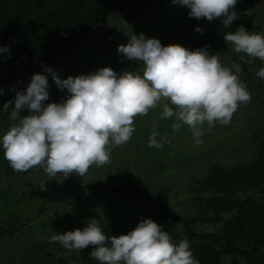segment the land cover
Instances as JSON below:
<instances>
[{
	"label": "rangeland",
	"instance_id": "rangeland-1",
	"mask_svg": "<svg viewBox=\"0 0 264 264\" xmlns=\"http://www.w3.org/2000/svg\"><path fill=\"white\" fill-rule=\"evenodd\" d=\"M240 20L257 25L256 31L264 34V3L248 7ZM185 24L179 4H173L171 0L139 13L127 5L110 13L86 36L78 38L72 46L43 64L53 68L61 78L88 74L105 66L117 74L124 71L142 74V61L123 57L117 52V45L127 44L132 34L143 33L146 37L159 39L162 45L180 44L189 50L201 48L195 46L200 32L188 33ZM212 54L217 55L225 66L232 62L241 66L238 75L251 94L250 101L239 104L228 124L214 122L209 128L205 123L201 143L196 144L188 125L182 124L179 131H174L171 127L174 118L161 117L163 104L169 103L161 101L147 114L134 118L135 130L130 139L112 148L109 163L90 166L87 174L80 176L82 182L102 185L109 181L118 184L137 179L148 186L152 194L159 195L171 212L190 215L197 209L192 201L194 186L209 166L218 164L229 168L253 160L264 137V79L256 75L259 68L264 67V61L254 58L255 64L251 65L252 57L236 52L224 39ZM10 57L11 53L10 56L0 53V89H3L0 109L6 101H13L9 111H0V134L13 123L9 115L14 104L13 88L23 91L33 73L43 72L39 61L13 68L8 62ZM48 81L49 98L45 103L62 102L69 93L56 87L51 74H48ZM169 106L174 107L170 103ZM27 114V109L21 110V116ZM154 124L157 127L154 128ZM153 131L158 133V141L160 137L167 139L163 147L148 146ZM71 176L77 175L64 177L57 173L50 176L39 166L20 174L11 168L0 149V264H64L63 259L69 260L66 264H93L96 259L92 257L83 261L84 253H87L83 249L69 253L58 242L50 243L52 232L62 234L83 229L87 226L86 220L95 217L101 221L107 235L118 236L132 230L141 219L154 217L152 202L124 193L81 189ZM42 183L43 188L40 187ZM243 196L246 194H240ZM11 210H18L17 230L4 233L1 227L9 221ZM229 217L231 213L224 214V219ZM167 223L174 224L173 221ZM221 226L198 222L195 229L210 232ZM240 261L245 263L243 258ZM223 264L233 263L231 258L225 257Z\"/></svg>",
	"mask_w": 264,
	"mask_h": 264
},
{
	"label": "clouds",
	"instance_id": "clouds-1",
	"mask_svg": "<svg viewBox=\"0 0 264 264\" xmlns=\"http://www.w3.org/2000/svg\"><path fill=\"white\" fill-rule=\"evenodd\" d=\"M171 2L187 6L189 17L219 18L225 28L237 18V0ZM194 30L204 31L199 25ZM223 39L236 52L264 61V34L240 25L224 33ZM117 52L129 60L142 61V74H117L105 66L61 78L41 62L43 72L33 73L23 91L13 88L14 104L9 113L13 123L0 134V149L13 170L23 172L39 166L50 176H84L90 166L109 163L112 148L130 139L137 115L147 114L165 100L174 107L164 103L161 117L174 118V131L188 125L199 144L205 123L209 128L214 122L228 124L239 104L251 99L238 75L241 66L236 62L223 65L206 46L189 50L180 44L162 45L159 39L140 33L129 36L127 44L117 45ZM0 53L10 56L9 47L0 45ZM48 74L58 89L69 93L62 102L45 103L49 98ZM256 75L264 79V67ZM12 103L6 101L0 111H9ZM23 109L28 114L21 116ZM157 136L156 131L151 133L149 147L161 148L167 142L165 137L158 141ZM86 225L62 234L52 232L49 242H58L69 253L93 245L89 256L99 264H200L187 238L173 242L169 232L151 218L141 219L132 230L118 236L107 235L95 217L87 219Z\"/></svg>",
	"mask_w": 264,
	"mask_h": 264
},
{
	"label": "trees",
	"instance_id": "trees-1",
	"mask_svg": "<svg viewBox=\"0 0 264 264\" xmlns=\"http://www.w3.org/2000/svg\"><path fill=\"white\" fill-rule=\"evenodd\" d=\"M164 0H0V45H7L11 53L10 66L26 67L34 62H49L54 55L72 46L78 38L86 36L110 13L128 5L136 13ZM264 0H237L234 10L237 18L225 28L219 18L208 21L189 17L190 9L179 4L188 33L195 26L204 29L195 46L205 47L209 54L216 51L223 34L243 25L249 32H257V25L242 22L241 16L250 6H259ZM255 26V27H254ZM64 33V35H62ZM251 65H254L253 58ZM26 171L21 172L24 174ZM79 188L100 193H124L132 198L152 202V218L172 241L187 238L193 255L200 264H223L229 257L233 264H264V137L258 144L256 157L233 167L218 164L209 166L198 179L192 196L196 213L183 215L171 210L165 201L137 179H127L115 184H84L79 176L70 178ZM240 194L246 196L240 197ZM8 195V194H6ZM225 213L231 217L224 219ZM16 214L9 212V221L2 224L4 233L17 230ZM173 221L174 224H168ZM198 222L221 224L216 231L202 232L195 229ZM179 225V228L176 226ZM93 245L82 248L83 261L90 260ZM243 258L245 263L240 259ZM68 259H63L64 264ZM93 264H99L94 260Z\"/></svg>",
	"mask_w": 264,
	"mask_h": 264
}]
</instances>
